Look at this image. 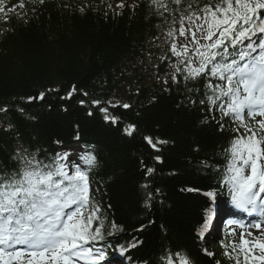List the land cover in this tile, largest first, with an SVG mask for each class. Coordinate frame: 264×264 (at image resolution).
Returning <instances> with one entry per match:
<instances>
[{
    "label": "trees",
    "instance_id": "1",
    "mask_svg": "<svg viewBox=\"0 0 264 264\" xmlns=\"http://www.w3.org/2000/svg\"><path fill=\"white\" fill-rule=\"evenodd\" d=\"M17 1L19 11L0 3V175L19 169L17 154L45 164L92 155L90 169L67 164L70 174L87 171L103 257L118 248L123 264H179L176 254L227 264L224 245L202 236L207 195L227 197L225 149L244 130L208 103L206 85L219 80L176 71L184 67L170 45L179 34L168 36L185 10L208 0H161L167 11L152 0H124L118 10L105 0Z\"/></svg>",
    "mask_w": 264,
    "mask_h": 264
},
{
    "label": "snow or ice",
    "instance_id": "2",
    "mask_svg": "<svg viewBox=\"0 0 264 264\" xmlns=\"http://www.w3.org/2000/svg\"><path fill=\"white\" fill-rule=\"evenodd\" d=\"M152 2L167 11L161 0ZM172 3L180 5L182 0ZM185 12L179 18V28L170 29L168 36L177 32L185 39L190 36L193 47L183 44L178 49L175 41L171 43L170 51L185 65L183 69L174 67L177 72H187L186 80L204 75L223 82L206 85L213 92L208 103L218 107L222 117H230L244 128L225 149L224 184L235 207L264 217V0H218L215 4L208 0L203 7ZM201 40L211 43L202 44ZM39 98L43 99V93ZM221 98H226L224 103L217 104ZM246 120L256 126L250 127ZM220 127L223 130L222 124ZM131 130L134 126L130 125L126 131L131 134ZM146 139L152 143L151 138ZM15 158L20 160L19 169L0 175V264H97L103 254L86 245L103 239L104 225L99 208L92 203L87 171L75 167L70 174L72 166L64 163L68 161L64 154L47 164L35 156L29 159L17 154ZM80 160L89 169L95 165L92 155H82ZM152 171L148 169V173ZM73 206V211H66ZM237 249V257L226 253L235 264H241L239 253L244 264H264V239L248 240L241 233L239 243L233 245V251ZM176 255L179 264H191L187 256ZM165 259L173 264L170 257Z\"/></svg>",
    "mask_w": 264,
    "mask_h": 264
},
{
    "label": "rangeland",
    "instance_id": "3",
    "mask_svg": "<svg viewBox=\"0 0 264 264\" xmlns=\"http://www.w3.org/2000/svg\"><path fill=\"white\" fill-rule=\"evenodd\" d=\"M134 2V1H133ZM109 3L111 5V7L113 9H118V5H120V1L119 0H109ZM18 4H15V8H17ZM73 158H77V153H73ZM262 228V227H261ZM261 228L260 229H257V228H251V229H247V232L245 233V239H248V240H252L253 238H259L261 239L262 235V231H261ZM230 233V231H229ZM247 233H251L252 235L251 236H248ZM234 232L232 233L231 237H234ZM255 254L257 256H259L261 253L259 252V249H255Z\"/></svg>",
    "mask_w": 264,
    "mask_h": 264
}]
</instances>
